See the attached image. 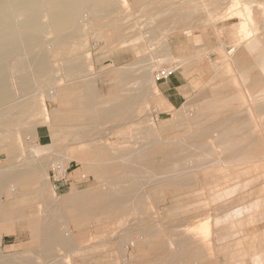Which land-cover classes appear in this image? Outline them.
Masks as SVG:
<instances>
[{
  "label": "rangeland",
  "instance_id": "1",
  "mask_svg": "<svg viewBox=\"0 0 264 264\" xmlns=\"http://www.w3.org/2000/svg\"><path fill=\"white\" fill-rule=\"evenodd\" d=\"M230 1L128 0L122 6L118 0L115 12L99 14L88 4L77 22V44L73 39L68 45L75 51L54 48L49 29L51 33L44 40L49 70L34 77L23 93L18 89L20 73L10 75L14 95L32 103L33 110L23 113L10 109L6 125L0 117V175L28 169H39L41 175V181L38 177L24 185L12 180L2 184L0 180V264H242L247 257L230 258L232 248L245 251L251 234L257 232V238L264 234V95L255 102L257 96L250 91L251 82L259 78L257 72L262 70L259 73L264 76V0H239L236 5L254 18L250 25L253 31L249 38H243L244 43L237 39L238 30L235 28L239 36L232 29L245 16L232 17L236 13L229 11ZM77 52L85 54L80 58ZM166 66H174L175 74L156 82L155 72ZM114 72H120L119 79H128L119 85ZM165 81L176 82L174 103L159 88ZM155 85L159 93H153ZM86 88L92 90L89 95ZM119 96L132 98L131 120L100 113L115 106ZM87 107L90 111L80 113ZM52 126L53 130L57 127L54 132ZM157 143L159 147H155ZM74 158L78 162L71 161ZM64 168L67 173L63 176ZM131 168L133 175L127 177L125 171ZM53 186L60 195L57 202L35 196L41 189L45 194L54 192ZM94 190L111 198L126 196V210L130 209L126 216L117 218L92 217V225H102L105 231L102 238L107 242L102 246L74 251L58 247L55 254L43 257L30 239L25 217L3 231L1 216L11 205L12 194L28 195L11 206L27 213L32 209L63 210L72 204L76 192H90L98 198ZM137 194L142 195L139 200ZM130 196L133 204L129 208ZM132 205L140 206L134 209ZM208 217V236L201 241L188 237L190 251L196 256L170 261L176 251L181 253L178 245L182 240H177H184L183 231L198 230ZM60 221L64 230L73 233L70 217ZM117 230L122 231L121 242L114 241ZM100 237L93 233L90 243ZM257 247L264 255V243H257ZM246 260L244 264H248Z\"/></svg>",
  "mask_w": 264,
  "mask_h": 264
},
{
  "label": "bare ground",
  "instance_id": "2",
  "mask_svg": "<svg viewBox=\"0 0 264 264\" xmlns=\"http://www.w3.org/2000/svg\"><path fill=\"white\" fill-rule=\"evenodd\" d=\"M119 2L121 3L122 6H126L128 4V0H119ZM230 3H232V6L230 5L231 9H229V11L231 10L232 12L236 13V15H234L232 13V15H229V16H232L234 18H239V16H242L244 15L245 17L240 20L237 24L234 23L233 25V29L234 33L235 30L237 29L238 32H239V35L238 33L234 34V35H237L239 36V39L241 42L244 43V37L246 38H249L250 34L252 33L253 31V28L251 30V23L254 22V18L252 16V14L249 13V11H244L243 13V10H239V8H237L238 6V3H239V0H231ZM245 4V10H249V6L246 5L247 2H243ZM93 9L92 11L96 12V14L100 13V12H104V11H114L116 10V6L118 5V0H0V117L3 118V122H1V124L3 125H6L7 122L5 121L6 118H7V113H9V110L10 109H18L20 110L21 112L25 113V112H28V111H31L33 110L34 106L32 105V103H28V102H24V101H20L18 100L19 98H17L12 89H11V84H10V75L12 74H19L20 73V76H18V89L22 91H26L27 89H29L31 87V84H32V81L34 79V77L40 75L41 73H44L46 72L47 70H49L50 68V61L48 60V57L46 55V52H45V36L46 35H50V31L49 29L51 28L53 33V38L52 40H50L49 42H52V45L54 48L56 49H64V50H68L70 49L69 48V42H70V46H71V40L74 42V40L76 41V44H77V40H78V33L80 32V30L78 29L79 27H77V22H78V19H81L79 18L80 17V14H81V11L82 9H84V7H86V5H88ZM119 7V6H118ZM238 11H237V9ZM264 9V8H263ZM120 10V8H119ZM93 12V13H94ZM115 12V11H114ZM194 12V11H193ZM228 12V11H227ZM262 12V10H261ZM113 13V12H111ZM226 13V12H225ZM231 13V12H229ZM264 13V12H263ZM218 14V13H217ZM228 14V13H227ZM221 15V14H220ZM223 15V14H222ZM225 15V14H224ZM223 15V16H224ZM106 16V15H105ZM129 16V15H128ZM212 16V15H211ZM96 17V16H95ZM214 17V16H213ZM216 17V16H215ZM225 17H228L225 16ZM220 18V16H219ZM219 18L217 20H219ZM223 18V17H222ZM184 19V18H183ZM214 19V18H212ZM216 19V18H215ZM84 20V18H83ZM211 20V18H210ZM138 21V20H137ZM212 21H216V20H212ZM264 22V21H263ZM49 24V25H48ZM136 25V23H135ZM254 25V24H253ZM252 25V26H253ZM228 26V25H227ZM264 26V25H263ZM142 27V26H141ZM236 28V29H235ZM263 28V27H262ZM81 29V28H80ZM256 31V30H255ZM257 33V32H256ZM254 33V34H256ZM80 34V33H79ZM221 34V33H220ZM219 34V35H220ZM51 35V36H52ZM232 36V35H231ZM253 36V35H252ZM74 39V40H73ZM77 39V40H76ZM140 39V38H139ZM242 39V40H241ZM253 39V38H252ZM138 40V39H137ZM237 41V42H240V41ZM248 40V39H247ZM250 40V39H249ZM246 41V39H245ZM80 41H78L79 43ZM230 42V41H229ZM236 42V43H237ZM47 43V42H46ZM232 43H235V40L234 42L232 41ZM74 44V43H73ZM48 45V44H47ZM235 45V44H234ZM51 46V45H50ZM151 46V45H150ZM236 46V45H235ZM68 47V48H66ZM73 47V46H72ZM74 47H75V44H74ZM78 47V46H77ZM81 47V46H80ZM238 47H239V44H238ZM47 48V47H46ZM50 47H48L49 49ZM66 48V49H65ZM135 48V47H134ZM149 48V47H148ZM72 49V48H71ZM78 49V48H77ZM76 49V50H77ZM47 50V49H46ZM66 50V52H67ZM73 50V49H72ZM82 50V49H81ZM86 50V49H85ZM69 51V50H68ZM75 51V50H73ZM78 51V50H77ZM84 51V50H83ZM256 51V50H255ZM81 52V51H79ZM141 52V51H140ZM84 53V52H83ZM160 53V52H159ZM245 53V52H244ZM256 53V52H255ZM48 54V52H47ZM68 54H71V53H68ZM78 56H80V58L85 54H83L81 56V54H79L77 52ZM253 54V53H252ZM88 55V54H87ZM162 55V54H161ZM229 55V54H228ZM262 55V54H261ZM76 56V55H75ZM238 56V55H237ZM52 57V56H51ZM236 57V56H235ZM79 58V57H78ZM245 59V58H244ZM260 59V58H259ZM142 60V59H141ZM162 60V59H160ZM248 60V59H247ZM159 61V60H158ZM235 62V61H234ZM233 62V63H234ZM241 62V61H240ZM152 64V63H151ZM66 65V64H65ZM160 65V64H159ZM244 65V64H243ZM52 67V66H51ZM135 67V66H134ZM174 67V66H173ZM152 68V67H151ZM175 68V67H174ZM146 69V68H145ZM176 69V68H175ZM254 70V69H253ZM257 70V68H256ZM259 70V69H258ZM137 71V70H136ZM79 72V71H78ZM260 72V71H259ZM259 78L257 79H254L252 82H251V88H250V91H251V94L252 96H257L255 98V102H257V98L259 99L261 96L263 97L264 95V76H263V73L260 75L261 72H263L261 70V72L259 73ZM50 74V73H49ZM256 74V73H255ZM257 74V75H258ZM47 75V74H46ZM70 75V74H69ZM76 75V74H75ZM254 75V74H253ZM145 78V77H144ZM150 79V78H149ZM48 80V79H47ZM87 83V82H85ZM37 86V85H36ZM86 86V84H85ZM91 84H88V87L90 88ZM83 88H85L83 85H82ZM89 88H86V92L87 94L89 95V93L92 91H87V89L89 90ZM93 89V88H91ZM141 89V88H140ZM52 91V90H51ZM82 91V90H81ZM84 91V89H83ZM154 92L153 93H159V89H158V86L155 85V88L153 90ZM55 92V91H54ZM85 92V91H84ZM85 92V94H86ZM36 93V92H35ZM151 93V92H150ZM92 94V93H91ZM93 95V94H92ZM241 95V94H240ZM247 96V95H246ZM86 97V96H85ZM94 97V95H93ZM93 97H92V100H93ZM239 97V96H238ZM236 96V98H238ZM240 98V97H239ZM238 98V99H239ZM88 99V98H87ZM97 99V98H96ZM42 100V99H41ZM85 99H83L84 101ZM231 100H233L231 98ZM259 100H262V99H259ZM258 100V101H259ZM43 101V100H42ZM98 101V100H97ZM252 101V100H251ZM264 101V98L263 100ZM44 102V101H43ZM86 102V101H85ZM255 102H254V105H255ZM87 103V102H86ZM89 103V102H88ZM87 103V105H88ZM131 103V102H130ZM215 103V102H214ZM253 103V102H251ZM248 104V103H247ZM45 105V103H44ZM85 105V103H84ZM83 105V106H84ZM97 105V103H96ZM132 105V103H131ZM257 105V103H256ZM259 105V103H258ZM120 106V105H119ZM249 106V105H248ZM95 108V107H94ZM117 108V106H116ZM127 108V107H125ZM45 111H46V118H45V122L47 123V116L49 115L48 113V109H47V106L44 107ZM107 109V108H106ZM105 110H102L100 113L106 111ZM109 109V108H108ZM113 109H109L108 113L106 114L105 113V116H107L110 111H112L111 115L113 114ZM208 109V108H207ZM215 109V108H213ZM84 110H87V111H90V108H86V109H81L80 113L81 112H84ZM93 110V109H92ZM115 110V109H114ZM118 110H120V107H118ZM43 111V110H41ZM116 111V110H115ZM114 111V112H115ZM75 112V111H74ZM95 111H93L94 113ZM31 113V112H30ZM43 113V112H42ZM85 113V112H84ZM103 113V114H104ZM234 113V112H233ZM96 115V113H94ZM92 114V115H94ZM90 115V114H89ZM94 115V116H95ZM110 115V116H111ZM114 115V114H113ZM112 115V116H113ZM97 116V115H96ZM99 116V114H98ZM103 118H104V115H102ZM109 116V115H108ZM107 116V117H108ZM100 117V116H99ZM142 117V116H141ZM24 118V117H23ZM91 118V117H90ZM95 118V117H94ZM111 118V117H110ZM145 118V117H144ZM200 118V117H199ZM252 118V117H251ZM264 118V117H263ZM92 120V119H91ZM94 120V119H93ZM97 120V118H96ZM101 120V119H100ZM99 120V121H100ZM257 121H259L258 119H256ZM86 121H87V118H86ZM88 122V121H87ZM96 122V121H95ZM147 123V122H146ZM258 123V122H257ZM260 123V122H259ZM93 124V123H92ZM251 124L252 123V120H251ZM260 125L261 124H257V127L260 128ZM92 126V125H91ZM52 128V131L54 132L53 130V126L51 127ZM50 129V127H49ZM254 129V128H253ZM252 129V130H253ZM89 130V129H88ZM62 131V130H61ZM91 131V130H90ZM155 131V130H154ZM264 131V128L262 130V132ZM156 132V131H155ZM33 133V132H32ZM51 133V132H50ZM59 133V132H58ZM61 133V132H60ZM54 135V134H53ZM56 135V134H55ZM23 137V136H22ZM51 137V136H50ZM147 137V136H146ZM157 138V137H156ZM252 138V137H251ZM158 140V139H156ZM79 141V140H78ZM155 141V139H153L152 143ZM159 141V140H158ZM180 141V140H179ZM251 142V141H250ZM136 143V142H135ZM70 144V143H69ZM74 144V143H73ZM158 144V145H157ZM155 145V147H159V143H157ZM20 146V145H19ZM15 147V146H14ZM18 147V146H17ZM19 148V147H18ZM17 148V149H18ZM160 149H163V148H160ZM28 150V149H27ZM138 150V149H137ZM136 150V151H137ZM140 150V149H139ZM32 151V150H31ZM106 151V150H105ZM135 151V150H134ZM157 151V150H156ZM242 151V150H241ZM98 152V151H96ZM113 152V151H112ZM138 152V151H137ZM140 152V151H139ZM155 152V151H154ZM240 152V151H239ZM142 153V152H141ZM147 153V152H146ZM24 154V153H23ZM151 154V152H150ZM129 155V154H128ZM138 155V154H136ZM140 155V154H139ZM144 155V154H143ZM153 155V154H152ZM168 156H169V153H168ZM111 157V156H110ZM131 158V156H129ZM128 157V159H130ZM141 158H144L142 156H140ZM151 157V156H150ZM149 157V160H151ZM98 158V157H97ZM122 158V157H121ZM168 158V157H167ZM263 157H261L262 159ZM41 159V158H40ZM114 159V158H113ZM111 158V160H113ZM120 159V157H119ZM127 159V157H126ZM127 159V160H128ZM134 159V158H133ZM235 159V157H234ZM30 162H31V159H29ZM29 160H27V162H29ZM121 160V159H120ZM124 160V159H122ZM121 160V161H122ZM126 160V161H127ZM213 160V159H212ZM254 160V159H253ZM125 161V162H126ZM130 161V160H128ZM127 161V162H128ZM134 161V160H133ZM137 161V160H136ZM136 161L134 163H136ZM139 161H141L139 159ZM170 161V160H169ZM18 162V161H17ZM124 162V161H123ZM126 162V163H127ZM149 162V161H148ZM262 162V161H261ZM26 163V161H25ZM125 163V164H126ZM133 163V162H132ZM131 163V164H132ZM144 163V162H143ZM152 165L155 163H153L151 161ZM151 163L149 164L150 166ZM224 163V162H223ZM242 163V162H241ZM18 164V163H17ZM128 164V163H127ZM140 164V163H139ZM138 165V167H140V165ZM220 164V163H219ZM163 165V164H162ZM161 165V166H162ZM20 166V165H19ZM124 166V165H123ZM143 166V164H142ZM145 166H147L145 164ZM165 166V164H164ZM163 166V169L165 168ZM130 167V166H129ZM136 167V165H135ZM46 168V167H45ZM154 169V165L152 167ZM151 168V169H152ZM156 168V167H155ZM135 169V168H134ZM138 168L136 167V171ZM158 169V167H157ZM124 170H125V166H124ZM134 170V172H135ZM133 171V168H131V170H127L125 171L127 177H130L133 175L132 173ZM153 171V170H152ZM159 171V169H158ZM163 171V170H161ZM40 170L39 169H33V170H20V171H17V172H10L8 174H2L0 175V180H2V184L3 183V180L4 181H9L10 182H17V183H21V184H27V183H32V182H35L38 177H39V181H41L40 179V174H39ZM124 172V171H123ZM6 173V172H5ZM67 173V168L63 169L62 170V174L63 176ZM185 173V172H184ZM43 174V173H42ZM119 174V173H118ZM124 174V173H123ZM40 175V176H39ZM115 175V174H114ZM122 175V174H121ZM125 175V177H126ZM183 175V174H182ZM115 177V176H114ZM119 177L120 174H119ZM119 177L116 176L117 180L119 179ZM122 177H124L122 175ZM42 178V177H41ZM44 178V177H43ZM45 178H48L45 177ZM107 179V178H106ZM12 180V181H11ZM48 181V179H46ZM247 181V180H246ZM1 183V182H0ZM40 183V182H39ZM44 184V183H43ZM47 184V183H46ZM54 185V184H53ZM41 188V187H40ZM39 188V189H40ZM136 186L133 187V189H135ZM138 188V186H137ZM12 189V188H11ZM17 189V188H16ZM132 187H131V193H132ZM130 190V188H129ZM43 189L39 190L38 193H42ZM95 191V190H94ZM92 191V192H94ZM99 191V190H98ZM98 191H95L96 192V195H98L97 197L99 198L100 197V201H97V202H92L91 204V212L92 210H119L120 213H121V210H123L122 212L124 213H121L122 216H126L125 212L129 210H126V208L128 207V205H126V201H127V197L125 196L124 197H121V198H116V197H112L110 195H107V194H104V192H98ZM127 191V190H126ZM123 192V191H122ZM125 192V191H124ZM123 192V193H124ZM135 193H137L135 190H134ZM87 193V192H86ZM99 193V194H98ZM102 193V194H101ZM115 193V192H114ZM121 193V192H120ZM122 193V194H123ZM130 193V191H129ZM117 194H119L117 192ZM127 194V192L125 193V195ZM134 194V193H133ZM42 195V194H41ZM115 195V194H114ZM135 195V194H134ZM224 195V194H223ZM94 196V194H93ZM92 194L91 196L88 197V201L90 199V197H93ZM121 196V195H120ZM123 196V195H122ZM133 196V195H132ZM130 196V198L132 199L133 197ZM136 196H138V200L142 197V195L139 197V195L137 194ZM57 197V196H56ZM41 198V197H40ZM94 198V197H93ZM91 199V200H96V197L94 199ZM97 198V199H98ZM261 199V197H259ZM263 198V197H262ZM80 199V198H79ZM82 199H85L84 197L81 198ZM129 199V198H128ZM224 199V198H223ZM259 199V200H260ZM76 200V199H75ZM219 200V199H218ZM87 201V199H86ZM77 202H78V199H77ZM76 202V203H77ZM130 202V201H129ZM138 203L137 200H134V203ZM141 202V201H139ZM215 202V201H214ZM217 202V201H216ZM219 202V201H218ZM227 202V201H226ZM84 202L81 203L82 206L84 207ZM225 203V202H224ZM258 205L260 204L259 201L257 202ZM79 204V203H78ZM131 204H133V199H132V203L130 202V205H129V208L131 206ZM263 204V203H261ZM77 205V204H75ZM80 205V204H79ZM226 205V203H225ZM230 205V204H229ZM236 205V204H235ZM237 205H242L243 207V204H237ZM81 206V208H82ZM133 206V205H132ZM137 207H139L138 205H136ZM136 206H133L136 207ZM220 206V205H219ZM222 206V205H221ZM256 206V205H255ZM77 207V206H76ZM233 207V206H232ZM261 207V206H260ZM259 207V208H260ZM79 209L80 206H78ZM90 208L88 210H90ZM132 208V207H131ZM147 208V207H146ZM222 208V207H221ZM258 208V209H259ZM78 209V210H79ZM135 209V208H134ZM133 209V210H134ZM138 209V208H137ZM136 209V210H137ZM143 208H141L142 210ZM148 209V208H147ZM229 209V208H228ZM238 209V208H237ZM240 209V208H239ZM242 209V208H241ZM85 210V209H84ZM87 210V209H86ZM141 210H138V211H141ZM219 210V209H218ZM224 210V209H223ZM226 210V209H225ZM224 210V211H225ZM83 211V210H82ZM118 211V212H119ZM132 211V210H131ZM216 211V210H215ZM255 211V210H254ZM127 212V214H128ZM134 212L136 211H133V214ZM142 212V211H141ZM235 212V211H234ZM237 212V211H236ZM81 213V212H79ZM83 213V212H82ZM118 214L117 217H119L121 214ZM131 213V212H130ZM137 213V212H136ZM140 213V212H139ZM148 213V212H147ZM222 213V212H221ZM97 214V213H96ZM107 214V213H106ZM115 214V213H114ZM136 214H134L135 216ZM141 215V214H140ZM146 215V214H145ZM151 215V214H150ZM221 215V214H220ZM232 215V214H231ZM255 215V214H254ZM259 215V214H258ZM144 216V215H143ZM260 216V215H259ZM258 216V217H259ZM121 217V216H120ZM229 217V216H228ZM2 218V216H1ZM136 218V217H135ZM185 218V217H184ZM256 218V217H255ZM258 219V218H257ZM1 220V219H0ZM221 220V219H220ZM235 220V219H234ZM233 220V221H234ZM2 222V221H1ZM218 222V221H216ZM129 223V222H128ZM210 223H211V220L210 218L208 217L205 221L203 220V223H201L200 227L198 228V230H196L195 228L194 229H185L182 233V235L184 234V240L180 238V240L178 239L177 241H181L179 242V245L181 247V253H174L172 252L173 255H171V260L172 261L173 259H176V260H179V259H182V258H185V257H191V256H196V253L190 251V245H189V241H188V237L190 238H197L198 241H201L203 238H205L206 236H208L209 232H210ZM250 223V222H249ZM222 224V223H221ZM150 225V224H149ZM127 226V225H126ZM131 226V225H130ZM148 226V225H147ZM154 226V225H153ZM157 226V225H156ZM229 226V225H228ZM251 226V225H250ZM43 227V226H42ZM50 227V226H47V228ZM160 227V226H159ZM235 227V226H234ZM46 228V227H45ZM151 228V227H150ZM153 228V227H152ZM155 228V226H154ZM238 228V227H237ZM50 229V228H49ZM163 229V228H162ZM45 229L43 228V231ZM47 231V229H46ZM49 231V230H48ZM54 231V230H53ZM167 231V230H166ZM165 231V232H166ZM228 231V230H227ZM240 231V230H239ZM51 232V231H50ZM49 232V234H50ZM235 232V231H234ZM238 232V231H237ZM56 233V231H55ZM239 233V232H238ZM257 233V232H256ZM251 234L249 237H248V243L246 245V250L245 251H238L237 248H232L233 250V253L231 252L230 254V258L234 259V258H237L236 256H241L243 255L242 257L240 258H245L243 259L244 261L242 262V264L245 263V260H246V263L248 264H262L264 262V255L263 253L260 252V249L257 247V243H264V231H263V237H260L258 236V238L256 237L257 234ZM47 235V233H45ZM48 234V235H49ZM52 234V232H51ZM53 235V234H52ZM66 235H67V238L70 237V231H66ZM178 235V234H177ZM44 236V235H42ZM41 236V237H42ZM56 237H58V242L63 240V239H66L65 238H61L62 240H60V237L58 235L55 234ZM47 237V236H45ZM50 237V236H49ZM183 237V236H182ZM222 237V236H221ZM43 238V237H42ZM52 238V241H53V237ZM50 238V239H51ZM55 238V237H54ZM239 238V237H238ZM44 239V238H43ZM56 239V238H55ZM218 239V238H217ZM223 239V238H222ZM231 239L232 236H231ZM46 240V239H45ZM45 240H42L43 242ZM190 240V239H189ZM213 240V239H212ZM230 240V239H229ZM228 240V241H229ZM235 240H237V238H235ZM241 240V238H240ZM48 241V240H47ZM51 241V243H52ZM55 241V240H54ZM68 241V240H67ZM174 241V240H173ZM172 241V242H173ZM218 241V240H217ZM227 241V240H226ZM242 241V240H241ZM1 235H0V245H1ZM46 242V241H45ZM178 242H175L176 245ZM220 242V241H219ZM218 242V243H219ZM224 242V241H223ZM222 242V243H223ZM68 243V242H67ZM72 243V242H71ZM174 243V242H173ZM174 243V244H175ZM239 243V242H237ZM47 243H45L46 245ZM56 244V242H55ZM63 244H66L64 242L61 243V246ZM191 244V243H190ZM60 245V244H59ZM68 245V244H67ZM66 245V246H67ZM74 245V244H73ZM171 245V244H170ZM48 246V245H47ZM173 246V245H172ZM177 246V248H178ZM215 246V245H214ZM51 248V246H49ZM68 247V246H67ZM171 247V246H170ZM241 247V245H240ZM235 249V250H234ZM237 249V250H236ZM240 249V248H239ZM51 250V249H49ZM171 250H172V247H171ZM177 250V249H176ZM179 250V249H178ZM197 250V248H196ZM48 251V250H47ZM227 251V250H226ZM237 252H238V255H237ZM165 255V254H164ZM198 255H199V252H198ZM246 255V256H245ZM169 256V255H167ZM169 258V257H168ZM167 259V257H166ZM165 259V261H166ZM168 260V259H167ZM175 261V260H174ZM164 262V261H163ZM238 262L240 263V261H235L234 264H238ZM168 263V262H167ZM180 263V262H179ZM153 264V263H152ZM169 264V263H168ZM172 264V263H171ZM177 264V263H176Z\"/></svg>",
  "mask_w": 264,
  "mask_h": 264
},
{
  "label": "crops",
  "instance_id": "3",
  "mask_svg": "<svg viewBox=\"0 0 264 264\" xmlns=\"http://www.w3.org/2000/svg\"><path fill=\"white\" fill-rule=\"evenodd\" d=\"M119 73L120 72H114V76L118 78L117 79L118 82H116V83H118V84L120 83L122 85L126 82L128 77H124V78L119 79V77H120ZM175 83H176L175 81H171V82L165 81V82H162L159 84L160 90L162 91L163 95L166 97V99L170 103H174V99L172 98V94H176V91L178 90L177 86H175ZM115 100L117 101V104L115 106H113L112 108H114L116 111L113 109V114H114V115L112 114L113 116L111 115L112 111H110V113L108 114L109 115L108 118L113 117L114 119L131 120L132 117L129 115L133 111L132 106H131L132 98L131 97H125V96L124 97L119 96V98L116 97ZM116 106H117V108H116ZM118 107H120V110H118ZM125 107H127V108H125ZM112 108H110V109L112 110ZM106 111H107L106 112V114H107L109 109H107ZM48 131H49V135L51 136L49 128H48ZM36 136L37 137L40 136L39 135V129L36 130ZM73 160L77 161L76 158L72 159L71 161H73ZM82 171H84V170L82 169ZM53 190H54V192L46 193V194L37 192V193H35V196H38V198H40V197L44 198L46 196L47 199H50L51 202H52V200H55L57 202L60 195L58 194L55 186H53ZM25 196H28V195L22 194V193H17V194H12L11 197H9V199H10L9 201H10L11 205H9L8 208L6 209V212H4L2 214V222L4 225L3 231L10 230L14 226V224L17 220H24V217H25L24 221L26 222V226H27L29 234H30V239L32 242L36 243L37 248H39L41 255L43 257L52 256L53 254H55L54 252H55L56 248H58V247H61L65 250H73L74 251V250H78V249L92 248V245L94 247H96V246H102V245L106 244L107 239L102 238V234L105 233L104 230H101L102 225H99V226H97V224L92 225V217L114 216L117 218V215L120 213L119 210H109V211H107V210H104V211L92 210V212H91L90 207H91L92 202H94L96 200L100 201V199L96 198V200L93 201V200H91L93 197H90V199L88 201V197L91 196V193L90 192L86 193V191L76 192L74 195H72V197H73L72 198L73 199L72 204L63 210H60L59 207H56V208H51V209H47L44 211H38L37 209H32V210H27L26 211L27 213H23V210H20L17 207H11V206H13V204H15L16 199H19V198H22ZM82 197H84L85 199L81 200ZM77 199H78V202H77ZM86 199H87V201H86ZM83 201L86 202V203H84V207L81 204V203H83ZM75 204H77V205H75ZM78 206H80V208L82 206V208L79 209ZM89 208H90V210H88ZM79 212H81V213H79ZM121 213H123L122 210H121ZM64 216L70 217L71 224H72V226H74L73 228H75V229H73V233L70 230V237H68V238L66 235L67 230H64V225H62L61 221H60L61 218ZM120 216H122V214ZM45 217H49V219H46ZM47 226H50V227L47 228ZM43 228L45 229L44 231H43ZM46 229H47V231H46ZM16 231L19 232V235H21V233H23V232H21V230H19V231L16 230ZM50 231L52 232L53 235L51 234ZM55 231H56V233H55ZM49 232H50V234H49ZM45 233H47V235ZM93 233L97 234V236H99V237L101 236V237L99 238L98 242H94L92 244L90 242H91V237H92ZM55 234L60 237V240H62L63 238L66 237V239H63L61 241V243L64 242L66 244H63L61 246V243H60V241L59 242L57 241L58 237H56ZM42 235H44V236H42ZM45 236H47V237H45ZM51 237H53V241H52ZM122 237H123L122 231L117 230L115 237H114V241L115 242H121ZM42 240H45L46 242L45 241L43 242ZM110 240L112 241V239H110ZM51 241H52V243H51ZM55 242H56V244H55ZM45 243H47V244L45 245ZM49 246H51V248ZM49 249H51V250H49Z\"/></svg>",
  "mask_w": 264,
  "mask_h": 264
},
{
  "label": "built area",
  "instance_id": "4",
  "mask_svg": "<svg viewBox=\"0 0 264 264\" xmlns=\"http://www.w3.org/2000/svg\"><path fill=\"white\" fill-rule=\"evenodd\" d=\"M175 71L176 69L173 66L162 67L155 72L154 79L156 82L167 80L175 74Z\"/></svg>",
  "mask_w": 264,
  "mask_h": 264
}]
</instances>
